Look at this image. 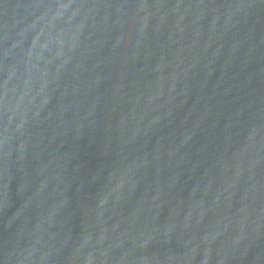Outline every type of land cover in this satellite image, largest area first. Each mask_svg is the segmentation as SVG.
<instances>
[{
	"label": "water",
	"instance_id": "95a60500",
	"mask_svg": "<svg viewBox=\"0 0 264 264\" xmlns=\"http://www.w3.org/2000/svg\"><path fill=\"white\" fill-rule=\"evenodd\" d=\"M0 264H264V0H0Z\"/></svg>",
	"mask_w": 264,
	"mask_h": 264
}]
</instances>
